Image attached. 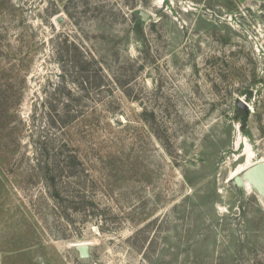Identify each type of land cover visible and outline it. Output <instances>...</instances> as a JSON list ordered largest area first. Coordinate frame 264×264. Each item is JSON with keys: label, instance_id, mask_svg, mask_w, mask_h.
Masks as SVG:
<instances>
[{"label": "rangeland", "instance_id": "obj_1", "mask_svg": "<svg viewBox=\"0 0 264 264\" xmlns=\"http://www.w3.org/2000/svg\"><path fill=\"white\" fill-rule=\"evenodd\" d=\"M262 158L264 0H0V264H264Z\"/></svg>", "mask_w": 264, "mask_h": 264}, {"label": "water", "instance_id": "obj_2", "mask_svg": "<svg viewBox=\"0 0 264 264\" xmlns=\"http://www.w3.org/2000/svg\"><path fill=\"white\" fill-rule=\"evenodd\" d=\"M142 18H146L147 14L143 11L140 12ZM251 175V183L254 184L255 186L259 185V183L261 182L262 177H264V160L256 163L254 166H251L246 175ZM263 185L264 181L261 182ZM81 254L85 255L86 253V248L85 246H81L79 247Z\"/></svg>", "mask_w": 264, "mask_h": 264}, {"label": "bare ground", "instance_id": "obj_3", "mask_svg": "<svg viewBox=\"0 0 264 264\" xmlns=\"http://www.w3.org/2000/svg\"><path fill=\"white\" fill-rule=\"evenodd\" d=\"M262 160H264V158H262V159H257L253 164H256V163H258V162H260V161H262ZM252 162H253V160H252ZM249 163V162H248ZM251 165V164H250ZM247 167V166H246ZM245 169V168H244ZM246 170V169H245ZM251 175H247L246 176V180H245V183H246V185L247 186H250V187H253L258 193H260V194H262V195H264V184L263 185H261L262 183L261 182H263L264 181V177H262V179H261V182L259 183V185H257V186H255L254 184H252L251 183ZM247 188V187H246ZM88 244V242H79L78 243V246L79 247H81V246H86Z\"/></svg>", "mask_w": 264, "mask_h": 264}]
</instances>
